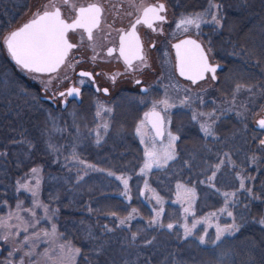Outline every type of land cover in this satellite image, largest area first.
I'll return each instance as SVG.
<instances>
[{"label":"trees","instance_id":"obj_1","mask_svg":"<svg viewBox=\"0 0 264 264\" xmlns=\"http://www.w3.org/2000/svg\"><path fill=\"white\" fill-rule=\"evenodd\" d=\"M29 1L0 0V215L16 210L18 201L23 202V208L33 207L32 194L23 188L17 190V181L29 177L31 168L39 167V200L48 205L51 216L41 224H54L62 234L60 242L81 249L76 264H264V225L259 223L264 217V150L259 147L264 130L251 120L264 99V0H212L222 5L219 10L210 9L222 18L220 26L201 23L195 31L212 49V57L222 63L214 91L230 100L178 104L169 122L178 134L175 159L146 173L140 171L145 157L135 127L148 100H111L108 106L112 112L86 127L73 152L65 150L68 141L64 129L55 144L59 157L55 159L48 150L49 129L42 108L46 104L36 100V86L18 83L2 45L3 37L27 10ZM176 2L178 12L194 14L209 7V0ZM237 84L252 88L241 89L233 100ZM83 110L91 113L93 107L86 103ZM194 112L214 115L193 120ZM206 120H215V135L206 136L201 131L200 125ZM104 121L108 129H97ZM73 153L78 159L72 158ZM225 153L233 163L226 160L215 179L208 182L214 170L210 166L219 163ZM237 173L245 178L243 189ZM122 175L128 178L127 196L121 195L124 185L116 179ZM145 182L162 198L164 207L159 223L151 226L154 209L159 210L160 205ZM177 183L194 188L196 193L186 222L181 206L174 201ZM249 188L251 194L246 190ZM224 192H236L227 205L232 217L218 211L225 207ZM133 208L137 210L133 218L118 226L119 218ZM54 209L57 211L53 214ZM35 211L45 215L42 207ZM113 212L115 216L110 215ZM212 212L218 213L221 223L235 219L240 228L225 234L216 244L211 243L214 229L208 227L203 232L201 223L192 235H184L185 223ZM168 223L173 224L172 229L160 227ZM133 232L139 233L134 242ZM200 235L205 236L203 244ZM145 240L152 243L145 244Z\"/></svg>","mask_w":264,"mask_h":264},{"label":"snow or ice","instance_id":"obj_2","mask_svg":"<svg viewBox=\"0 0 264 264\" xmlns=\"http://www.w3.org/2000/svg\"><path fill=\"white\" fill-rule=\"evenodd\" d=\"M129 5L135 10L137 13L134 21L131 22L130 26L127 30L121 28L118 29L119 33V48L109 47L107 48V56L111 57L113 53H119L118 58L123 59L127 69H133V61H140L141 65L146 64V58L143 53L140 37L137 35V25H146L148 28H151L153 31H156V28L153 27L155 22H163L165 20V16L162 15L163 12L166 11V6L164 3H158L153 5L144 6L143 0H140L139 6L137 5V0H128ZM61 5L69 6L73 12L75 13L74 18H71L70 22L66 19L62 14ZM222 5L212 3V0H209V7L205 9L203 12H198L191 14L189 16L183 17L177 27H184L187 30V25H195V27L199 28L201 22L204 23H214L217 27L221 24V19L218 17L216 11H210V9H221ZM105 8L102 3L93 2L88 3L87 6H79L77 7L74 3V0H48L47 3L43 4L40 8H38L35 12H33L32 17L25 22L22 26L10 31L7 35L3 37V44L6 46L8 53L11 58L15 61L17 66H19L22 70H25L27 73H36V74H52L56 73L58 69L67 64L69 54L71 50L78 47L76 43L70 42L69 33L76 32L77 30H82L84 34L87 36V40L90 43V47L93 48L94 54L90 57V59L95 62L100 57L98 54H95L96 49V38L94 36V31L100 32L102 31V24L105 21ZM128 16H132L133 12H128ZM205 16H210V20H204ZM108 27H111L110 25ZM106 38V37H105ZM84 36L81 35V41H83ZM173 47L177 50V67L179 68L181 75H187L190 80L195 84L197 80L204 79L205 73H212V79L216 80V71L217 68L220 67L219 64H211L209 63V56L206 54L205 49L201 46V44L197 43L196 40L185 39L181 40L178 44H174ZM212 51L211 48L207 49V52L210 53ZM76 64H79L80 61H76ZM67 67H75L74 64H67ZM78 75L82 78L79 80V84L83 85L87 82H91L95 84V79L93 73L90 71L81 70ZM98 75V74H97ZM116 75H112L111 79L115 81ZM36 79V76L32 77ZM86 78V79H85ZM54 77L49 76V79L43 81L44 90L47 91L49 86L52 83ZM64 79H68L67 76ZM137 84L140 83L139 80L136 81ZM247 87L250 91L252 86L237 84L233 91V100H235V95L241 89ZM97 91H103L104 93L108 92L107 88L96 89ZM59 97L63 98L62 102L66 101L68 97H79L81 95V88L77 86H70L65 91H61L56 93ZM53 99L55 97H52ZM143 103V101H141ZM181 104H184L185 101H181ZM163 105V110L167 112L168 109L174 107L175 105L170 104L168 99L156 100L152 103V107L149 111L144 113V119L140 121L137 125L136 131L141 136V142L145 143L144 137L147 135L145 130V125L150 124L152 131L155 133V136L151 138L152 145L150 148L146 147L144 151V163L141 167V173H146L153 167L162 168L168 164L170 160L175 159L176 150L174 141L178 139L177 136L173 135L171 132L167 133L168 143L161 144L158 148L155 144V139L162 137L165 134V117L161 114V111L158 110V106ZM264 111V109H262ZM102 112L111 113L112 108H106L103 104L97 102V111L96 116L100 117ZM214 112L212 113H197L194 112L192 115L193 120H197L198 118L203 117H212ZM170 119V118H169ZM52 123V130L59 131L60 129L56 128V119L55 117H50ZM259 128L264 129V118H260L255 121ZM215 124V120L205 121L200 125L201 131L206 136L215 135L213 131V125ZM103 128L105 130L108 129L109 125L107 121H104L102 124H98L96 126L97 129ZM66 130V129H64ZM79 131V129H77ZM89 131H92L91 129ZM100 136L97 133V143H99ZM22 141H13L12 143H21ZM28 147L31 148V143L28 144ZM259 147L261 150H264V139L259 140ZM47 148L49 151H58L51 142L47 144ZM6 154V153H5ZM73 159H78L73 153ZM256 157L253 156L252 160L255 162ZM229 164H232L231 158L225 153L222 157H220V162L215 164L214 166H210L214 170L212 171V175L207 177V181L211 182L215 179L217 171L220 170L221 165L225 163V161ZM81 164L84 161H80ZM187 163V162H186ZM89 168L95 169L94 165H87ZM98 171H103V169H95ZM40 169L39 167H34L30 169L31 177L35 179V184L30 185L27 181L21 183L19 180L17 181V190L23 188L25 191H28L32 194L33 197V207L25 209L22 207L23 202H17V209L15 211L9 212L6 217H0V229L5 230L7 234L0 235V239L7 241L9 237L12 235L10 228L15 227L17 230L23 225V231L28 233L29 228L35 229L36 224L39 223V219L36 217L35 208L42 207L45 212L44 219H51V216L48 215L49 207L47 204H43L39 200V187L41 178L39 175ZM28 175V174H26ZM108 175H115L112 172H109ZM237 178L240 182V188H245L244 177L240 176L237 173ZM77 179H82V177H77ZM116 179L120 180L123 185L125 191L121 193L123 196L128 195V178L126 176H117ZM205 181H201L204 183ZM214 187V185H212ZM177 201L180 203L187 202L188 207L183 209L185 217L192 213V203L195 200V189L186 187L184 184L177 183ZM145 188L149 191L153 192V198L156 200L157 204L160 205L159 210H155V214L149 221L150 226L156 225L159 223V217L164 213L163 200L162 198L155 194L154 189L148 188L147 182H145ZM249 194H251V189H246ZM238 191V190H237ZM143 195V191L141 192ZM222 195L225 197L224 204L225 207L220 208L218 211L220 213H226L227 216L232 217L233 213L227 210V205L229 203V198L235 197L236 192H224ZM130 198V197H129ZM258 198V197H254ZM6 203V202H4ZM30 213L32 220L26 221L22 216H20V212ZM57 210H52L53 214ZM91 211V209H90ZM137 213L135 208L132 209L131 212L128 213L127 216L119 218L118 226L124 225L127 221L133 218V214ZM217 212L209 213L207 216L202 217L200 219H194L189 226L187 223L183 225L184 235L190 236L192 235V230L196 228L197 224L205 223L207 224L211 218L217 216ZM110 215L115 216L116 213H110ZM15 217L19 224L13 226L8 223ZM259 223L264 225V217L259 220ZM160 227H166L168 229L173 228L172 223H168L167 225L160 224ZM240 228V225L236 223L235 219L230 224H225L221 226L220 224L216 225V235L215 239L211 240L212 244H216L217 241L221 239L226 233L231 234L237 231ZM105 230L112 231V229H108L105 226ZM205 232L207 229L205 228ZM59 234L56 231V226L53 224L51 230L40 229L39 231H33L31 234H26L23 237V240L20 242V246L22 247L25 243L28 244L29 249L27 252L23 253L18 264H25V257H32L36 254V243L39 242L40 238L43 237L46 241L50 242L53 245V248L59 249V254L56 256L49 255V252L52 249H45V251L39 254V259L35 261H29L28 264H76V257L80 255L81 249L78 247H74L70 242L66 244L56 245L55 241L59 238ZM139 235L138 232H133L131 234V241L134 242ZM200 243H205V236L200 235L198 237ZM145 244H151L152 240H145ZM17 251L14 248L12 251L8 253L9 257H12L13 252ZM0 264H12L11 259H5ZM127 264V262H126ZM217 264H220L218 261Z\"/></svg>","mask_w":264,"mask_h":264},{"label":"flooded vegetation","instance_id":"obj_3","mask_svg":"<svg viewBox=\"0 0 264 264\" xmlns=\"http://www.w3.org/2000/svg\"><path fill=\"white\" fill-rule=\"evenodd\" d=\"M47 2L48 0H43L41 6ZM93 2L102 3L105 8V21L102 24V31H94L96 38L95 54H98L100 58L95 62L90 59L94 54L93 48L89 46L91 42L87 40V36L82 30L70 32V42L76 43L78 47L71 50L67 64H74L75 67H67L66 64L58 69L56 73L41 74L43 81L48 80L49 76L54 77V79L47 91L44 90V83L41 89L36 87V100H41L56 110H67L72 106L82 111H84L83 107L86 103H89L94 109L97 105L96 100H105L107 105L111 100H161L167 98L168 100H183L188 105H191V100H230V98L226 99L222 93L220 95L216 94L213 88L215 80L211 78L212 73L204 74V78L208 77L211 83L201 89L192 90L191 87L184 86H192L194 83L187 75H181L177 69V50L173 45L177 44L179 39L186 36L194 37L200 41L205 49L206 54L209 56V63L220 62L212 57L211 52H207L208 46L202 37L197 32V36L193 34V27H187V32H181L180 28L177 27L183 17L193 13L178 12L176 0H143L144 6L164 3L166 11L162 15L165 16V20L154 23L153 27L156 28V31L143 24L137 25V35L140 37L146 64L141 65L140 61H133V69H127L123 59L118 58V51L113 53L111 57L107 56V48H119V33L117 30L121 28L127 30L131 22L136 18L137 13L129 5L128 0H74L77 7L81 5L87 6L88 3ZM139 4L140 0H137V5L139 6ZM61 9L66 19L70 21L71 18H74L75 13L69 6L61 5ZM35 11L30 12L26 19L14 24L9 31L30 19ZM128 12H133V15L128 16ZM210 19L211 17L209 16L204 17V20ZM109 25L111 27H108ZM81 35L84 36L83 41H81ZM77 60L80 61L79 64L75 63ZM220 64L222 66V63ZM221 66L217 68V71ZM81 70L92 72L95 84L91 82L83 85L79 84V80L82 78L78 73ZM117 73L119 75H116V79L113 81L111 77ZM17 76L24 82L25 86H34L20 74L17 73ZM65 76L68 79H64ZM137 80L140 81L139 84L136 83ZM199 81L197 80L196 83ZM70 86L80 87L81 95L79 97H68L66 101L62 102L63 98L55 94L65 91ZM97 88H107L108 92L97 91ZM52 97L55 98L53 99ZM169 103L175 106L168 109L167 112L163 110V105L158 108L164 117L168 115V122H170V113L178 104H181ZM260 117H264V114ZM173 132L177 134L176 131L173 130ZM14 248L17 249V245L13 244L11 246L10 243L0 239V262L5 259H11L12 264H18L20 259L18 251L13 252L12 257L8 256V253Z\"/></svg>","mask_w":264,"mask_h":264},{"label":"rangeland","instance_id":"obj_4","mask_svg":"<svg viewBox=\"0 0 264 264\" xmlns=\"http://www.w3.org/2000/svg\"><path fill=\"white\" fill-rule=\"evenodd\" d=\"M42 1L43 0H30L28 8H27V11L23 15H21V17L18 18V20L16 21L15 24H17V23L21 22L22 20L26 19L28 14L30 12H32L33 10L35 11L38 8H40ZM187 27H191V28L193 27L194 30L192 32H193L194 35L197 36L196 31H195V28H196L195 25H187L186 28ZM180 30H181V32H184V31L187 32L184 27H180ZM2 45H3V50L6 52L7 58L9 59V62L11 63V65L13 67V70L16 73L20 74L22 77H24L26 79V81L34 84V86H36L37 88L41 89L42 86H43V77H42V75L41 74H36V73H27L25 70H22L12 60L10 54L8 53V51L6 49V46L3 44V40H2ZM33 76H36L37 78L33 79L32 78ZM16 80L18 81V83H20L21 85L25 86L24 82L21 81V79H19V78L17 79L16 78ZM181 81H180V83H181ZM182 83H184V82L182 81ZM210 83H211V80L208 77H206V78L200 80L199 82L193 84L192 86H189V85H184V86L191 87L192 90H198V89H201V88L209 85ZM154 101H156V100H148V104H147L146 108L142 111L141 117L137 121L136 127H135V133H136L141 145L143 146L144 151H145L146 147L150 148L151 145H152L151 138L154 137L153 133H152V130H151V128H150V126L148 124L145 125V130L147 132V135L144 137V139H145L146 142L142 143L141 142V136L137 133L136 128H137V125L140 123V121L144 119V113L152 107V103ZM168 101L169 102H175L176 104H178V103H180L183 100H168ZM97 102H99L100 104H103L106 108H109V106L106 103L107 101H105V100H96V104H97ZM42 108L46 112V119H47V122H48V126H47L48 129H49L47 131V141H48V143L51 142L53 145H55L57 143L58 138L63 135V133H62L63 129H66V131H67L66 140L68 141L67 142V146L65 147L66 152H73V150H75L80 145L81 139L83 138L84 130L86 129L87 126H90L96 120H100V119L104 118L105 116H107L109 114L107 112H102L101 116L97 117L95 115L96 111H97V105L95 106V108L92 110L91 113H86V112H84L82 110H79V109H76L75 107H72V106L69 107L67 110H56V109L51 108L48 105L46 106V105L43 104ZM158 108H159V106H158ZM262 109H264V99L262 100L259 108L252 115V119L251 120H252L253 124L255 123L256 118H258V117H260V116H262L264 114V111H262ZM50 117H55V119H56V128L60 129L59 131H53L52 130V123H51ZM165 118H166L165 119V134L163 135V137L160 140L155 139V144H156V146L158 148L160 147L161 144H165L166 145L168 143V136H167L168 132H171L173 135L177 136V134L174 133L173 130H171V128L169 126L168 115L167 116L165 115ZM77 129H79V131H77ZM262 139H264V135H263ZM174 144H175V141H174ZM52 154H53V157L55 159H57L59 157V155H60L55 150L52 151ZM30 177H31V174L29 175V177H27L26 179L21 181V183L27 181L30 185H34L35 184V179L30 178ZM186 187H189V186H186ZM189 188H191V187H189ZM177 191L178 190H177V187H176V193H175V196H174V201L175 202L177 201ZM177 203L181 206L182 211H183V209L185 207H188V203L187 202H184V203L177 202ZM192 206H193V203H192ZM25 209H28V208H25ZM12 211H15V210H10L4 215H0V217H6L7 214L9 212H12ZM20 216H22L24 218V220H26V221H31L32 220V217H31L30 213L21 211L20 212ZM183 216H184V222H186L185 221L184 211H183ZM36 217H37V219H39V223L36 224L35 229L29 228L28 233H25L23 231V225H21L19 230H17L15 227H12V228H10L8 230V231H10L12 233V235L5 242L6 243H10L11 246L13 244L17 245V251L19 252L18 256L20 257V259L23 256V253L27 252L28 249H29V246H28L27 243H25L22 247L20 246V242L23 240L24 235L31 234L33 231H39L40 229H47V230L50 231L51 228H52V225H50V224L48 226L45 225L46 227L41 224V222L44 221L43 217H45V215L43 213L39 214L38 212H36ZM8 223L10 225L15 226V225L19 224L20 221H18L15 217H13L11 220L8 221ZM191 223L188 224V225L191 226ZM230 223H232V222L221 223L217 219V217H214V218H211L207 224H205L203 222L201 224H202V227H203V232H205V228L207 229L208 227H212L214 229V232H215V235H216V225L217 224H220L221 226H223L225 224H230ZM3 234H7V233L5 232V230L0 229V235H3ZM55 244L59 245V244H65V243H62L58 239H56ZM45 249H52V251L49 252V255H51V256H56V255L59 254V249L58 248H53V245L50 242L46 241L45 238L41 237L39 242L36 243V254L33 255L32 257H25L24 258L25 259V264H28L29 261H35V260L39 259V254L43 253L45 251ZM20 259H19V261H20ZM49 264H50V262H49Z\"/></svg>","mask_w":264,"mask_h":264},{"label":"water","instance_id":"obj_5","mask_svg":"<svg viewBox=\"0 0 264 264\" xmlns=\"http://www.w3.org/2000/svg\"><path fill=\"white\" fill-rule=\"evenodd\" d=\"M29 20V19H28ZM28 20H26V21H24V22H22L19 26H17V27H14V28H12L10 31H12V30H14V29H16V28H18V27H20V26H22L25 22H27ZM70 22V21H69ZM9 31V32H10ZM8 32V33H9ZM7 33V34H8ZM185 39H192V40H196L197 41V43H199V44H201L200 43V41H198L197 39H195L194 37H191V36H186V37H183V38H181V39H179L178 41H177V44L181 41V40H185ZM201 46H202V44H201ZM7 49V48H6ZM176 64H178V61H177V58H176ZM212 64H219L220 66H221V64L220 63H212ZM177 66V65H176ZM177 69H178V71H179V68L177 67ZM180 72V71H179ZM150 110V109H149ZM148 110V111H149ZM260 118H264V117H258V118H256V120H258V119H260ZM149 126H150V128H151V125L150 124H148ZM255 126L256 127H258V125L255 123ZM152 130V129H151ZM152 133H153V136H155V133L152 131ZM162 137H159V138H156V139H161Z\"/></svg>","mask_w":264,"mask_h":264}]
</instances>
